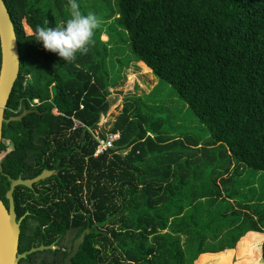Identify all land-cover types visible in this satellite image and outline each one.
Here are the masks:
<instances>
[{
	"label": "trees",
	"instance_id": "trees-1",
	"mask_svg": "<svg viewBox=\"0 0 264 264\" xmlns=\"http://www.w3.org/2000/svg\"><path fill=\"white\" fill-rule=\"evenodd\" d=\"M3 1L19 52L5 114L37 112L3 125L2 139L46 154L25 164V174L92 176L100 227L108 212V235L94 227L75 264H197L262 232L236 176L242 168L264 172V0H103L110 13L101 26L113 21V29L100 27L88 54L71 64L31 41L37 25L70 18L68 0ZM123 43L127 66L116 65ZM143 67L208 134L171 127L154 97L131 95L110 128L119 139L94 156L108 86L124 81L123 68ZM19 163L5 159L2 172Z\"/></svg>",
	"mask_w": 264,
	"mask_h": 264
},
{
	"label": "flooded vegetation",
	"instance_id": "flooded-vegetation-1",
	"mask_svg": "<svg viewBox=\"0 0 264 264\" xmlns=\"http://www.w3.org/2000/svg\"><path fill=\"white\" fill-rule=\"evenodd\" d=\"M37 104L38 101L31 103L30 106L34 107ZM24 110L23 108L20 113L13 111V115L7 116L4 111V119L17 116ZM29 111L37 112L34 108ZM45 155L42 151L37 154H30L29 151L25 153V144L15 145L4 141L1 136L0 200L7 210L10 209V201L6 193L11 189V183L17 180L30 181L39 175L25 174V164L30 165L36 158L42 159ZM7 158L20 162L19 166L10 168L9 174L2 172V163ZM50 172H52L51 176L33 182L30 186L16 184L12 187V210L19 227L17 255L24 254L32 248H41L23 255L17 264H75L74 259L85 241V235L89 234L94 227L102 228L103 234L108 235L106 220L108 212L104 210L102 218L105 220L102 222V227L94 216L95 208L91 192L96 185L93 183L94 178L88 175L57 176L55 171ZM101 186L107 187L105 182L101 183ZM82 234H84L83 241L76 254L71 256L74 243ZM105 250L109 251L106 242ZM92 255L90 246V261Z\"/></svg>",
	"mask_w": 264,
	"mask_h": 264
},
{
	"label": "rangeland",
	"instance_id": "rangeland-1",
	"mask_svg": "<svg viewBox=\"0 0 264 264\" xmlns=\"http://www.w3.org/2000/svg\"><path fill=\"white\" fill-rule=\"evenodd\" d=\"M77 2L80 5L81 11L84 13L92 11L102 19L110 13V8L108 7V4H106L107 2H105L104 5L103 0H77ZM112 23L113 21H107L105 25L101 27L103 30H107L108 32L110 29H113ZM26 32H29V29H27ZM112 34L115 39L118 38L115 32ZM123 45L124 46H122V49L120 48V50L124 52L119 53L120 50L117 51V55L120 56L117 57L118 62L116 65L122 64L127 66L126 64L130 62L132 55L128 47L125 50L123 49L125 44L123 43ZM125 70L126 68H123L125 74L124 81L122 83L116 82V84H111L107 88L109 91L107 100H109L111 106L102 116L100 123L97 125L98 131L102 134V136H105L110 132V128L113 126L116 117L122 110L125 97L140 95V97H154L156 102L165 108L169 118V125L171 127L177 126V124L185 128L187 127L193 135H199L205 139L208 134L206 129L200 126L196 116L187 107V104L179 98L175 90L170 85L160 81L144 67L138 72L133 69ZM149 91H152V93L146 95ZM112 113L115 116H112ZM234 251L237 253V249ZM235 257L236 256L233 254L232 258ZM226 259L227 258L225 257L218 256H202L198 260L197 264H230L222 262Z\"/></svg>",
	"mask_w": 264,
	"mask_h": 264
},
{
	"label": "water",
	"instance_id": "water-1",
	"mask_svg": "<svg viewBox=\"0 0 264 264\" xmlns=\"http://www.w3.org/2000/svg\"><path fill=\"white\" fill-rule=\"evenodd\" d=\"M0 143L2 136L3 124H9L11 121H19L29 110H24L17 116H11L4 119V111L10 94L12 92L15 81L19 73V52L16 36L13 32L12 24L9 19V12L3 0H0ZM52 175L50 171H44L30 181H14L11 183V189L6 193V197L10 201V209L7 210L0 200V264H17L23 255L28 254L39 248H32L24 254L17 255V243L19 237V227L15 221V215L12 210V187L16 184H25L30 186L31 183L45 179ZM86 233H88L86 229ZM82 234L75 241L73 252L74 256L78 250L80 243L83 241Z\"/></svg>",
	"mask_w": 264,
	"mask_h": 264
},
{
	"label": "clouds",
	"instance_id": "clouds-1",
	"mask_svg": "<svg viewBox=\"0 0 264 264\" xmlns=\"http://www.w3.org/2000/svg\"><path fill=\"white\" fill-rule=\"evenodd\" d=\"M68 5L70 18L64 24L55 28L37 25L31 41L42 43L45 50L71 64L77 60L78 54H88L103 20L92 11L82 12L77 0H68Z\"/></svg>",
	"mask_w": 264,
	"mask_h": 264
},
{
	"label": "crops",
	"instance_id": "crops-1",
	"mask_svg": "<svg viewBox=\"0 0 264 264\" xmlns=\"http://www.w3.org/2000/svg\"><path fill=\"white\" fill-rule=\"evenodd\" d=\"M236 179L242 180V191L248 194L251 208H247L246 212L257 221L262 232H249L241 238L235 246L237 253L231 250L215 256L227 258L222 262L230 264H264V172L252 173L242 168L238 171ZM233 254L235 258H232Z\"/></svg>",
	"mask_w": 264,
	"mask_h": 264
},
{
	"label": "built area",
	"instance_id": "built-area-1",
	"mask_svg": "<svg viewBox=\"0 0 264 264\" xmlns=\"http://www.w3.org/2000/svg\"><path fill=\"white\" fill-rule=\"evenodd\" d=\"M36 102L37 100L33 101V103ZM94 138L97 142L94 156H97L99 154H103L105 151L113 147L114 142L119 139V133L109 132L105 136L95 135Z\"/></svg>",
	"mask_w": 264,
	"mask_h": 264
}]
</instances>
